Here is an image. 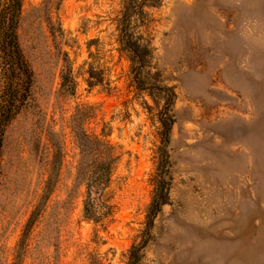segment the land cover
Here are the masks:
<instances>
[{"label": "rangeland", "instance_id": "374dc122", "mask_svg": "<svg viewBox=\"0 0 264 264\" xmlns=\"http://www.w3.org/2000/svg\"><path fill=\"white\" fill-rule=\"evenodd\" d=\"M19 39L38 110L6 133L0 264L40 203L51 133L63 164L22 264H264V0H23ZM79 129L117 159L95 222Z\"/></svg>", "mask_w": 264, "mask_h": 264}, {"label": "trees", "instance_id": "16d2710c", "mask_svg": "<svg viewBox=\"0 0 264 264\" xmlns=\"http://www.w3.org/2000/svg\"><path fill=\"white\" fill-rule=\"evenodd\" d=\"M23 0H0V177L3 173L2 159L8 128L23 114L38 110L34 96L35 74L20 44L19 28L22 17ZM51 26V25H50ZM70 80V71L64 75V87ZM75 133L82 162L78 170V181L87 186V200L84 205L85 218L95 222L93 192L100 191L108 182L112 167L116 164L112 148L99 139H94L79 129ZM170 125L168 127V132ZM53 149L48 180L40 203L27 221L20 240L14 264H22V254L29 235L53 195L58 184L63 164L61 143L56 134L51 133ZM52 138V139H51ZM159 191V190H157ZM154 195L149 210L153 217L160 213L166 203L162 190ZM132 264H137L133 261Z\"/></svg>", "mask_w": 264, "mask_h": 264}]
</instances>
